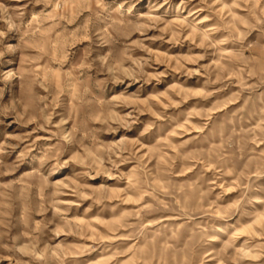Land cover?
<instances>
[{
    "label": "rangeland",
    "instance_id": "obj_1",
    "mask_svg": "<svg viewBox=\"0 0 264 264\" xmlns=\"http://www.w3.org/2000/svg\"><path fill=\"white\" fill-rule=\"evenodd\" d=\"M65 3L45 22L51 48L21 46L0 11V264H264V0H131L123 20L97 8L114 72L135 77L109 123L135 108L147 132L87 141L50 174L39 157L75 127L60 65L98 31L84 0ZM28 9L25 23L51 5Z\"/></svg>",
    "mask_w": 264,
    "mask_h": 264
},
{
    "label": "clouds",
    "instance_id": "obj_2",
    "mask_svg": "<svg viewBox=\"0 0 264 264\" xmlns=\"http://www.w3.org/2000/svg\"><path fill=\"white\" fill-rule=\"evenodd\" d=\"M18 5L15 8H7L3 2H0V11L5 14L11 12L14 18L19 20L16 27L22 32L21 41L23 47H29L28 41L44 40L49 43V48L52 47L50 37L45 29V22L49 19H55L63 16L64 11L68 7L65 0H13ZM140 0H137L139 3ZM164 3H169V0H163ZM185 0H181V4ZM43 4L45 8L51 5V11L40 9L32 15L30 21L25 23L26 14L29 11L28 6L32 5L35 9L38 5ZM125 5H130L125 7ZM131 0H84V7L92 10L93 16L97 20L98 31L89 33L83 32V39L87 41L83 46V50H66L68 59L63 62L60 67L65 69V88L66 93L62 105V112L67 119L75 123V127L71 132L65 131V126L61 125L55 136H58V152L46 153L39 157V164L43 167L45 164L51 163L52 172H59L67 163L75 162L82 163L83 159L89 155L87 141H92L93 144L98 142V138L110 134L111 138L115 139L119 136L132 134L134 131L139 133V136L144 137L147 129L141 131L139 128H133L136 117V109L132 108L126 118L125 123H121L117 119L116 127H112L109 120L108 110L114 108L119 103L117 93L120 90L126 91L135 84V77L131 80L126 79L130 75L128 72H123L121 75H116L114 72L112 61V51L117 47V42L113 38L109 28L103 25L107 22L102 17L101 12L96 11L97 8L103 9L107 19L113 16L120 17L121 20L132 15ZM161 7L163 5H160ZM115 23V21H114ZM133 31L139 28L128 21ZM50 58V57H49ZM58 94V93H57ZM48 95L53 96L52 102L48 104L49 109H54L55 95L49 92ZM69 101L71 102L69 104ZM18 107H24L25 111L31 108V105H25L23 102ZM70 112V114H69ZM43 110H41V115ZM47 123V120H45ZM68 157V160L63 159Z\"/></svg>",
    "mask_w": 264,
    "mask_h": 264
}]
</instances>
